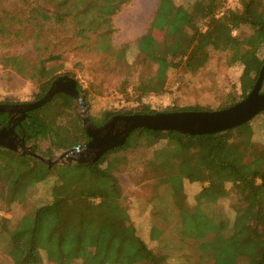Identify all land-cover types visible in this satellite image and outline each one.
Wrapping results in <instances>:
<instances>
[{
  "label": "trees",
  "instance_id": "trees-1",
  "mask_svg": "<svg viewBox=\"0 0 264 264\" xmlns=\"http://www.w3.org/2000/svg\"><path fill=\"white\" fill-rule=\"evenodd\" d=\"M24 1L29 5L18 21L24 28L35 30L37 38L40 33L61 27L84 40L89 33H96L107 41L112 16L131 0ZM224 3L225 0H207L205 5L189 9L175 0H159L152 26L165 28V39L159 41L149 30L136 41L139 53L158 65L157 75L125 80L119 88L125 105L91 115L92 122L101 125L117 114L203 110L174 106L155 109L148 98L171 91L169 82L163 80L166 74L197 73L215 52L224 50L223 45L227 64L242 68L238 85L227 94L226 107L244 99L264 65V0H241L238 7L219 16ZM3 21L0 17V33L5 30ZM106 48V44L100 46L101 50ZM18 61L9 58L6 65L23 73ZM47 63L41 58L35 75L42 96L56 78L50 76ZM160 82L163 83L159 85ZM83 91L88 97L89 92ZM73 101L65 93L56 94L45 105L28 112L23 120V129L37 146L49 140L43 156L89 140ZM237 128L194 136L141 128L123 146L108 151L93 164H69V174L55 179L52 196L37 200L32 210L12 226L6 218H0V232L9 239L8 253L16 264H40L43 254L56 264H72L90 256L100 264L110 262L113 253L126 245L124 254L132 264H163L166 259L183 258L190 240H205L219 230L210 240L200 243L203 252L214 253V264H264V147L251 143L249 151H243L235 143ZM130 154L135 155L130 158L133 169L141 163L139 169L144 176L136 179L133 174L135 184L151 189L154 206H163L157 215L166 224L162 228L152 226L149 231V239L156 243L153 246L131 236L125 217L118 213L123 207V191L116 172L123 170ZM186 161L193 163L187 176L180 172ZM54 174V169L42 161L0 146V189H4L6 206L17 202L26 190L55 178ZM186 181L201 185L195 195L199 206L214 200L221 191L234 193L237 203L232 225L223 228L216 217L205 213L203 217L190 207L186 202Z\"/></svg>",
  "mask_w": 264,
  "mask_h": 264
},
{
  "label": "rangeland",
  "instance_id": "rangeland-1",
  "mask_svg": "<svg viewBox=\"0 0 264 264\" xmlns=\"http://www.w3.org/2000/svg\"><path fill=\"white\" fill-rule=\"evenodd\" d=\"M158 3L159 0H131L123 5L121 10L112 16L108 40L103 41L96 33H89V38L84 40L76 37L74 31L67 32L66 28L61 27L55 28L52 32L40 33V37L37 38L35 30L24 28L18 21V17H22L21 12L27 9L26 5L29 3L24 0L1 1L0 17H3L5 30L0 33V101L26 103L39 99L42 94L35 75L40 59L44 58L48 60L47 68L52 72L51 77L69 75L77 81L80 88L89 92L87 97L83 90H79L85 96L87 103L85 109H88L90 116L98 115L104 110L121 108L125 105V101L119 88L125 80H134L141 75L147 77L157 75L158 65L139 53L136 41L149 30L159 41L165 39V28L160 29L157 25L152 26ZM175 3L191 9L205 5L207 0H175ZM82 42L85 44L80 46ZM104 44L107 45V48L101 50L100 46ZM223 47V51L215 52L209 63L195 74L181 75L171 72L165 77L163 76V80L169 82L171 91L163 95H152L148 98V102L155 109L174 106L178 109L204 108L199 111H214L226 107L228 104L227 94L233 86L238 85L242 68L238 65L229 66L227 64L225 45ZM9 58H18L23 73L6 65ZM163 82H160L159 85ZM73 106L80 116L82 107L77 99H74ZM234 133L235 143L245 152L249 151L251 143L260 148L264 147V111L248 125L235 129ZM164 142H160L157 148L160 149ZM28 145L33 146L37 153L43 156L42 153L47 152L49 147V140L41 141L37 146L36 142L30 139ZM65 151L54 149L52 156L43 157L55 160ZM134 156L130 154L123 170L116 172L123 191V207L118 210V213L125 217L131 236L141 238L153 246L156 243L149 239V231L152 226L162 228L166 224V221L157 215L163 206H154L151 189L135 184L133 174L136 179H143L144 176L142 170L139 169L142 167L141 163L138 162L136 170L133 169V162L130 158ZM62 160L63 163L60 162L50 168L54 169L55 178L36 188L26 190L20 199L10 206L5 205L4 189H0V218H6L9 226H12L32 210L37 200L52 196V189L56 184L55 179L68 175L70 170L68 165L72 164L68 163L66 158ZM192 170L193 163L191 161H186L180 166V172L185 176L189 175ZM200 189V184L185 182L187 204L193 207L196 212L199 211V215L203 217L206 214L216 217L223 228L230 227L235 216L236 195L221 191L214 200L199 206L195 201V195ZM261 229L264 230V213ZM216 232L208 235L202 241L190 240L185 248L186 255L183 258L166 259L163 264H214V253L203 252L200 243L210 240ZM8 241V237L0 232L2 257L5 256L3 253L8 252ZM127 249L128 246L124 245L117 253H113L110 262L100 264H132L130 257L124 254ZM1 264L6 263L2 262ZM40 264L56 263L49 261L43 254ZM72 264L96 263L90 256L86 260H75Z\"/></svg>",
  "mask_w": 264,
  "mask_h": 264
},
{
  "label": "water",
  "instance_id": "water-1",
  "mask_svg": "<svg viewBox=\"0 0 264 264\" xmlns=\"http://www.w3.org/2000/svg\"><path fill=\"white\" fill-rule=\"evenodd\" d=\"M68 79L70 83L62 81ZM77 81L73 77L63 75L58 77L50 90L40 99L26 103H1L0 114L21 112L37 109L52 100L55 94L65 93L78 100L82 107L80 115L83 128L91 140L84 145H77L66 150L55 160L46 159L29 146L25 137L15 141L7 140L0 136V146L19 155L32 157L47 164L49 168L58 163H63L66 158L68 163L93 164L108 151L123 146L128 137L137 129L154 131H177L188 135H207L237 128L252 121L264 111V65L259 77L249 94L240 102L220 110L214 111H174L156 112L147 114H117L108 119L101 126H96L88 113L84 94L77 89ZM1 132V130H0ZM2 133V132H1ZM18 136V135H17Z\"/></svg>",
  "mask_w": 264,
  "mask_h": 264
},
{
  "label": "flooded vegetation",
  "instance_id": "flooded-vegetation-1",
  "mask_svg": "<svg viewBox=\"0 0 264 264\" xmlns=\"http://www.w3.org/2000/svg\"><path fill=\"white\" fill-rule=\"evenodd\" d=\"M63 76V75H62ZM67 76H69V75H67ZM58 77H60V76H57L56 78H55V80L58 78ZM70 77V76H69ZM55 80L52 82V84H51V86L53 85V83L55 82ZM63 82H67V83H70V81L68 80V79H65V80H63L62 81V83ZM51 86H50V88H51ZM50 88H49V90H50ZM77 89H78V85H77ZM48 90V91H49ZM79 90V89H78ZM47 91V92H48ZM46 92V93H47ZM45 93V94H46ZM61 93V92H60ZM44 94V95H45ZM57 94H59V93H57ZM43 95V96H44ZM56 95V94H55ZM43 96H41V97H43ZM40 97V98H41ZM39 98V99H40ZM75 99V98H74ZM36 100H38V99H36ZM35 100V101H36ZM34 102V101H33ZM18 104V103H17ZM28 112H30V111H28ZM27 112V113H28ZM26 116H27V114L26 115H24L23 113H21V112H11V113H2V114H0V130H1V132H0V136L2 135V138H7V140H12L13 139V141H15L16 139H19V138H22V137H25V139L27 140V142L30 140V138H29V136L27 135V133L25 132V130L23 129V127H22V122H23V120L26 118ZM105 123V122H104ZM103 123V124H104ZM96 125V124H95ZM102 125V124H101ZM101 125H96V126H101ZM18 135V136H17ZM88 135V134H87ZM19 137V138H18ZM88 137H89V140L88 141H90L91 140V138H90V136L88 135ZM87 141V142H88ZM86 142V143H87ZM85 143V144H86Z\"/></svg>",
  "mask_w": 264,
  "mask_h": 264
},
{
  "label": "built area",
  "instance_id": "built-area-1",
  "mask_svg": "<svg viewBox=\"0 0 264 264\" xmlns=\"http://www.w3.org/2000/svg\"><path fill=\"white\" fill-rule=\"evenodd\" d=\"M241 3V0H225L224 6L219 11L218 15H223L227 10L234 9L238 7Z\"/></svg>",
  "mask_w": 264,
  "mask_h": 264
},
{
  "label": "crops",
  "instance_id": "crops-1",
  "mask_svg": "<svg viewBox=\"0 0 264 264\" xmlns=\"http://www.w3.org/2000/svg\"><path fill=\"white\" fill-rule=\"evenodd\" d=\"M0 255H1V258H0V264L2 262H5L6 264H16L15 261L13 260L12 256L7 252L6 254L3 253V256L2 257V253L0 252Z\"/></svg>",
  "mask_w": 264,
  "mask_h": 264
}]
</instances>
